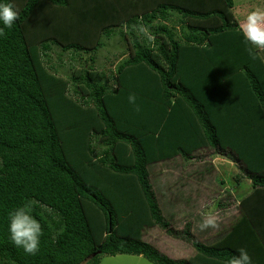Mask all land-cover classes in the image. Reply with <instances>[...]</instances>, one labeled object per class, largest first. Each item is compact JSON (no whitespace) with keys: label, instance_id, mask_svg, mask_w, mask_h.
I'll use <instances>...</instances> for the list:
<instances>
[{"label":"trees","instance_id":"1","mask_svg":"<svg viewBox=\"0 0 264 264\" xmlns=\"http://www.w3.org/2000/svg\"><path fill=\"white\" fill-rule=\"evenodd\" d=\"M11 2L19 17L0 38V264L117 254L229 264L240 248L264 264V62L261 48L249 54L233 0ZM114 36L121 59L107 74L97 50ZM65 55L78 63L63 76ZM202 150L239 164L251 187L228 230L205 243L190 223L173 229L150 178L153 165ZM28 202L43 233L35 255L8 232V212ZM154 227L192 255L162 254L143 239Z\"/></svg>","mask_w":264,"mask_h":264},{"label":"rangeland","instance_id":"2","mask_svg":"<svg viewBox=\"0 0 264 264\" xmlns=\"http://www.w3.org/2000/svg\"><path fill=\"white\" fill-rule=\"evenodd\" d=\"M232 12L241 25L247 15L254 10H264V0H233ZM118 37L106 39L104 47L97 50L95 66L109 74L121 59L117 48ZM120 46V45H118ZM264 50V48H262ZM54 49L51 53V64H58ZM261 53V52H260ZM86 57V56H85ZM76 61L63 57L61 75L65 76L70 66ZM197 159L162 162L150 167V178L156 192L160 208L173 229L180 231L190 223L195 237L201 242L213 241L226 232L238 216V201L242 194L250 190V183L245 178L241 166L221 157L211 150H202L196 154ZM239 176L241 184L233 186V176ZM221 181L224 183L221 184ZM212 221L206 227L202 225ZM143 239L154 245L162 254L172 259L187 258L193 251L190 245L177 238L169 237L159 228H150ZM98 264H152L142 256L117 254L102 255Z\"/></svg>","mask_w":264,"mask_h":264},{"label":"clouds","instance_id":"3","mask_svg":"<svg viewBox=\"0 0 264 264\" xmlns=\"http://www.w3.org/2000/svg\"><path fill=\"white\" fill-rule=\"evenodd\" d=\"M19 17V11L11 0H0V38L6 36L5 28H11ZM243 40L250 45L249 54H253V47L264 48V10L250 12L240 27ZM154 40V37H150ZM128 102L136 105L135 93H130ZM138 110V109H137ZM33 205L28 202L8 212V232L12 243L23 249L29 255H35L40 250L42 226L32 214ZM207 221L202 227L211 224ZM229 264H253L247 249L240 248L238 256L231 259Z\"/></svg>","mask_w":264,"mask_h":264},{"label":"crops","instance_id":"4","mask_svg":"<svg viewBox=\"0 0 264 264\" xmlns=\"http://www.w3.org/2000/svg\"><path fill=\"white\" fill-rule=\"evenodd\" d=\"M260 54H261V58H262V60H263V62H264V50H262V48L260 49Z\"/></svg>","mask_w":264,"mask_h":264}]
</instances>
